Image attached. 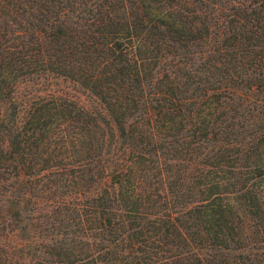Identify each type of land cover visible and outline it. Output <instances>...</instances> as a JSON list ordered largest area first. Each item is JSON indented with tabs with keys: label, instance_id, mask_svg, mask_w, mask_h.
I'll use <instances>...</instances> for the list:
<instances>
[{
	"label": "trees",
	"instance_id": "obj_1",
	"mask_svg": "<svg viewBox=\"0 0 264 264\" xmlns=\"http://www.w3.org/2000/svg\"><path fill=\"white\" fill-rule=\"evenodd\" d=\"M120 263L264 264V0H0V264Z\"/></svg>",
	"mask_w": 264,
	"mask_h": 264
},
{
	"label": "rangeland",
	"instance_id": "obj_2",
	"mask_svg": "<svg viewBox=\"0 0 264 264\" xmlns=\"http://www.w3.org/2000/svg\"><path fill=\"white\" fill-rule=\"evenodd\" d=\"M31 93L34 97H48V93L63 95L73 100L80 108L97 117L99 124L110 122V129L115 133L113 125L103 104L90 91L81 87L74 81L55 74L25 79L18 86V95ZM122 264V263H120Z\"/></svg>",
	"mask_w": 264,
	"mask_h": 264
}]
</instances>
